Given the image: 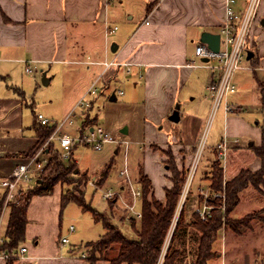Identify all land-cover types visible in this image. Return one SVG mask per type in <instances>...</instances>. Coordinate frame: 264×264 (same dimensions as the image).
<instances>
[{
    "label": "crops",
    "instance_id": "obj_1",
    "mask_svg": "<svg viewBox=\"0 0 264 264\" xmlns=\"http://www.w3.org/2000/svg\"><path fill=\"white\" fill-rule=\"evenodd\" d=\"M245 1L236 0L235 7L242 9ZM224 8V0H0V170L9 171L26 157L23 154L37 141L32 127L33 119L29 123L23 119L24 107H28L23 87L29 75L34 76V68L44 70L50 82V71L57 72V69L77 62L86 63L87 67L101 66L104 59L130 62L131 71L127 73L123 66H115L103 69L96 75V78L100 76L98 91L92 96L90 107L81 116L79 125L83 124L85 118L92 117L98 106L102 108L108 101L110 105H115L112 102L117 99L116 93L124 94V86L130 83L135 92L139 88L142 89V96L136 98L137 94H134L130 99L132 104L124 99L121 105L129 110L133 109L129 106L138 107L143 113L142 129L146 141L141 144L142 151L154 153L152 145L169 147L174 151L178 165L188 167L204 132V125L209 118L207 114L211 110L212 95L207 86L217 73L200 65L204 61L194 55V47L204 32L218 33L224 18ZM263 21L264 0H260L256 20L252 25V32L250 31L253 41H249L247 49V55L251 52V56L249 59L246 56L245 59L250 62L248 68L253 79L249 87L247 84L244 87L238 86L234 79L236 90L231 93V106L234 108L228 112L240 115L253 108L259 111L261 120H255V124L259 126L255 132L257 142L248 137L249 149L252 145L259 146L261 142L263 111L260 88L264 87ZM106 23L117 26L107 38L104 36ZM111 45H116L114 51L111 50ZM111 53L113 54L110 55ZM26 66H30L32 70L26 71ZM32 77L30 79H33ZM140 81L142 87L137 88ZM112 83H118L119 87L113 88ZM120 84L123 86L120 87ZM120 89L122 93L118 92ZM246 89L248 94L243 93ZM135 103L139 104L134 105ZM176 103L179 104V120L172 122L168 140V135L156 130L155 123L168 118ZM29 105L33 115L34 101ZM118 106L119 104L114 107ZM101 116L102 111L99 112V118ZM226 118L228 119V116ZM97 122L92 124H99ZM123 127L126 128L124 134H127L129 127L125 124L119 127V131L121 132ZM76 129L74 128V131ZM228 133L232 134L231 138ZM223 135L229 139L228 158L230 150L245 147L237 138V130L232 129L229 132L224 129L218 138H213L208 147L209 151L217 152V144ZM117 151L118 149H115V153ZM160 156L163 163L162 154ZM239 156L240 163L245 164L247 161ZM248 163L252 170L256 171L260 167L259 158L255 154L254 159ZM142 169L151 180L153 196L159 200L163 199L164 188L170 186V180L156 195L154 180L158 179L159 167L157 169L142 165ZM165 176L168 178L166 173ZM233 176L225 177V181ZM108 180L106 176L104 182ZM120 181L124 182L121 178ZM262 184L264 186V181ZM59 185L60 192L55 199L56 212L60 207L61 194L65 190L64 184ZM36 197L34 195V198ZM34 219V226L39 231L45 222L39 213L34 215ZM37 243L34 240V244ZM220 254L221 252L214 260L217 264H224L223 252L222 256ZM54 257L29 258L26 255L12 264H27L28 261H31L28 264H58ZM65 258L64 264H86L85 258ZM94 264L110 263L99 259Z\"/></svg>",
    "mask_w": 264,
    "mask_h": 264
},
{
    "label": "rangeland",
    "instance_id": "obj_2",
    "mask_svg": "<svg viewBox=\"0 0 264 264\" xmlns=\"http://www.w3.org/2000/svg\"><path fill=\"white\" fill-rule=\"evenodd\" d=\"M250 31L248 40L253 41V36ZM112 54L113 53L110 55ZM88 59H90V57L86 58V61ZM249 64L250 62L248 60H244L242 67L236 71L234 79L239 84L238 86L244 87L245 84H247V87L250 86L253 75L251 70L248 68ZM244 66L246 67L244 68ZM103 69L104 67L102 65H91L87 67L86 63H70L59 70L57 69V72L55 70L50 71V76H52L51 80L47 85H43L40 80L42 73L45 71L34 68V76L32 77V75H29L33 79L28 77L27 83L23 87V90L25 91V103L27 102L28 104V107H24L23 110L24 122L29 123L33 119L32 108L29 105L31 101H34L33 110L35 113H42L44 116L48 117L52 123H54V121L64 119L67 113L73 109L78 99L87 91L89 86L96 79L98 76L97 74ZM122 84H120V87L123 86ZM137 84V88L142 87V81ZM111 86L115 89L119 87L118 83H112ZM132 87V84L129 83L124 86V94L118 95L116 93L117 99L112 103L115 105L119 104L118 107H114L115 105L113 104V106L110 105L107 100L108 102L105 103L104 107L101 108L98 106L97 110L93 111V116L87 117L86 120L87 123L98 121L97 123L106 127L116 137L129 140L130 144L127 149V153H124L123 144L118 147L113 143L105 144L100 150L93 148L89 144H77L76 147L73 148L72 156L69 158L72 159V162H77V170L80 174H82V172L86 173L87 183L85 187L83 183L80 184L77 180L72 184L64 183V192L69 194L78 195L79 190L84 189V198L85 202H87L86 204L91 205L97 211L105 212L110 221L116 224L121 231L130 238L134 236V229L131 225V218H128V213L126 212L122 202L114 201L113 204L109 203L108 205V202H111L112 200L108 201L103 198L102 191L108 188L121 191L120 186L125 183L120 181V176L119 180H117V174L125 164L128 165L132 183L136 186L138 180V166L142 168V165H145L153 168L157 167V169L159 167L160 169L158 179L154 180L156 195H158L160 189H163V186H166L169 183V179L165 176V173L167 175L170 174L168 166L173 165V160L167 155L171 154L174 158V151L169 147L152 145V151H154V153L142 151L143 149L141 148V144L144 143L143 141H146L144 139L145 137L142 129V120H144V118L142 119L143 113L142 111L140 112L138 107L129 106V108H133L132 110H129L121 105V101L124 99H126L128 103L132 104L130 99L134 94H137L135 96L136 98L142 96V89L139 88L138 91L135 92ZM247 90L248 89L244 90L243 93L248 94ZM87 98L92 99V95H89ZM227 100L229 104L232 105L231 94L228 95ZM137 104L139 103H135L134 105ZM233 108L234 107H232L231 110ZM100 111H102L103 116L99 118ZM224 112L223 107L220 106L211 121L209 117L210 113L207 114L209 118L204 125V132L200 137V140H202L205 136L204 143L201 149L200 145H198V149L195 151L197 152L200 149L193 180L188 188L185 177L173 224L182 206L184 207V215L187 220L190 219L192 214H195L193 212L195 205L204 202H207L209 205H213V209L221 211L222 216L227 214L225 199H223V196L221 195L222 191H213L209 187V178L211 177V173L213 171L212 165L215 161L218 162L219 160L217 159V156L214 155L215 151H209L208 147L213 141V138H218L224 129H228L229 132L232 129L237 130L239 135L237 138L240 139V144L245 147L239 150V147L230 150V158H228L226 169L224 170L221 168L222 183L225 181V177H231L237 174V172L241 169H247L251 172L255 171L252 170L253 168H251L250 163H248L254 159L255 153H253L252 148L255 146L252 145L251 149H249V143H247V140L249 137L252 141H256L255 132L259 129V126L255 124V120H261L260 113H258L259 111L253 108L252 110L250 109V111L244 112L240 115H232L231 113L228 114L230 111L227 112V115ZM226 115L228 116V119L226 118ZM77 116L78 117L75 119L74 125L72 127L70 125H65L63 127V131L65 130L73 133L75 126H78L80 123L81 114L79 111H77ZM172 122L173 121L169 119L168 115V118L161 120L159 123H155L156 130L168 135V140L171 135L170 127ZM124 124L129 127V132L127 134L119 131V127ZM231 135L228 133L230 138ZM48 138L37 145L36 149L32 153L43 147L48 152L49 149L50 151L56 150L62 157L57 141L49 140L48 143ZM115 149H118L116 153ZM159 153L163 156V163ZM194 153L192 154V159L190 160L188 167L184 166L185 169H190V166L194 164V162L192 163ZM238 156L240 158L242 157V159L247 162L242 165L238 160ZM48 157L50 156L48 155ZM68 159L64 160L67 161ZM174 161L177 168L180 170L182 167L178 165L175 158ZM104 171H107V177L109 178L108 182H104L100 188L94 189V187L90 184V181L93 183L97 181L100 184L103 179L101 176ZM60 186L61 185L57 183L53 187L50 194H46L45 196L36 195V198H34V196L31 198V202L27 208L28 223L25 232V239L19 244H26L29 249L28 252H26V255L29 258H38L43 256L48 258L49 256L54 255L55 262L58 264H64L66 259L65 257H74L72 259H78L80 257V252L83 250L87 256L90 250L89 246L86 248L85 242L96 239L104 230L100 222L93 220L94 218L92 217L90 211L82 210L79 205L74 202H68L64 207L60 206L56 212L55 199L60 192ZM125 189L122 191L125 192L123 193V196L125 201H129L130 199L128 197L129 193L127 192V187ZM140 204L141 203L138 200L135 207L136 210H140ZM38 213L40 214L41 219L45 222L44 224L42 223L43 227L40 228L39 231L34 226V215ZM32 214H34L33 217ZM109 214L111 216H109ZM227 217L230 220L233 219L234 221H239L241 227L235 230L224 222L222 223L221 229L218 232L217 241L214 245L215 249L221 252V256L223 252L224 260L222 263L264 264L263 184L259 185V189H256L253 186L245 188L240 195L239 202L234 209L228 213ZM138 224L139 222L137 221L135 225L138 226ZM173 224L171 227H173ZM70 225L74 227L72 232H69L68 230ZM169 234L166 237L164 250L168 243ZM62 237H67L69 242L62 244ZM34 240L38 243L34 244ZM215 260H211V264H217L218 262H215ZM0 262L6 263L7 260L0 258ZM30 262L31 261H28V263Z\"/></svg>",
    "mask_w": 264,
    "mask_h": 264
},
{
    "label": "trees",
    "instance_id": "obj_3",
    "mask_svg": "<svg viewBox=\"0 0 264 264\" xmlns=\"http://www.w3.org/2000/svg\"><path fill=\"white\" fill-rule=\"evenodd\" d=\"M260 102L263 111L261 142L259 146L253 148V152L260 161L259 169L253 172L241 169L223 184L220 162L215 161L212 165L213 171L209 178V187L213 191L224 190L227 213L224 216L221 211L213 209L206 220H202L197 214H192L187 220L182 206L173 224L188 169L182 167L179 170L171 154L167 155L173 160V165L168 166L170 171L168 178L171 183L169 187L164 188V197L161 200L153 196L151 180L138 166L137 183L141 189V218H131V225L134 229L132 238L125 235L116 224L111 222L105 212L97 211L91 205L86 204L84 189H80L78 195L63 192L60 197L61 207H64L68 202H74L82 210L90 211L94 220L100 222L104 228V232L96 240L85 242L86 248L89 246L90 250L85 257L86 264H94L99 259L107 260L110 264H209L211 260L215 259L219 252L214 245L222 223L224 222L235 230L241 227L239 221L230 220L227 217L228 213L237 205L245 188L253 186L259 189V185L264 181V87L260 88ZM33 117L32 127L35 130L37 141L29 151L23 154L24 156L31 154L37 145L45 141L54 130V125H42L37 120L36 113L33 114ZM86 120L87 118L84 119L83 126L92 124L87 123ZM75 147L76 145L73 148ZM216 153L215 151L214 155ZM49 156L48 163L37 183L23 189L18 196V203L10 207L5 228L7 239L3 245L4 248L10 250L19 246L25 239L28 222L27 208L34 195L50 194L57 183L72 184L77 180L80 184L83 183L84 187L86 186V173L78 172L77 162H72L71 158L67 161L64 160L56 150L50 151L49 149ZM106 176L107 171H104L101 183L96 181L95 185L101 186ZM109 203L113 204V201ZM109 216L111 215L109 214ZM137 221L139 222L138 226L135 225ZM172 224L173 227H171ZM168 234L169 239L164 250ZM13 262L14 260H7L6 264Z\"/></svg>",
    "mask_w": 264,
    "mask_h": 264
},
{
    "label": "built area",
    "instance_id": "obj_4",
    "mask_svg": "<svg viewBox=\"0 0 264 264\" xmlns=\"http://www.w3.org/2000/svg\"><path fill=\"white\" fill-rule=\"evenodd\" d=\"M107 1V0H105ZM260 0H246L242 9L235 7L236 0H224V18L219 27V49L214 52L208 48L205 42L198 41L194 47V55L199 58H207V61L202 62L200 65H204L210 69L216 71V76L208 84V91L212 95V105L210 111V121L214 117L215 113L220 106L223 107L225 113L231 111L232 106L229 104L227 97L229 94L236 90V84L234 81V75L238 69L242 67L243 61L247 56V49L249 45V31L256 20L257 9ZM117 26H110L105 24L104 36L112 33ZM214 61V62H212ZM104 70H107L115 66H123L125 72L131 71L130 62H120L115 59H104L102 62ZM26 71H31L30 66L25 67ZM100 76L96 78L89 86L87 91L78 99L72 110L67 113L64 119L60 121H52L44 116L42 113H36L37 120L42 125H54V130L48 138L49 140L57 141L59 151L63 159H68L74 145L77 144H89L93 148L100 150L105 144L124 145V153H127L130 141L120 137H116L111 131L100 124H83L76 126L75 132L70 133L63 131L65 125H74L77 116V111L81 116L84 115L86 110L90 107L91 99L87 98L89 95L94 96L98 91V82ZM122 93L120 89L118 91ZM205 136L200 140V149L203 146ZM228 144L229 139L223 135L217 144V159L219 160L221 167L225 170L228 160ZM198 149V147H197ZM200 149L194 153L192 163L194 164L188 168L186 176V184L189 188L196 168L198 155ZM196 151V150H195ZM49 152L43 147L34 153L24 157L17 162L9 171L3 172L0 170V258L4 260H20L26 256L28 250L26 244H21L12 249L4 248L3 245L7 239L5 235V228L7 217L10 207L18 203V196L23 189L33 186L37 183L39 177L43 173L49 160ZM118 175L124 181L125 184L121 186V191H116L112 188H108L102 191V196L106 200L120 201L122 202L128 218H141V210H136L137 201L141 199V189L139 184L133 185L131 176L129 174L128 165L125 164L122 169L119 170ZM95 189L100 186L95 185L90 181ZM224 184V181H223ZM127 187L129 192V201H125L122 191ZM222 191L223 199H225L224 190ZM186 192V190H185ZM206 201V200H205ZM213 205H209L207 202L195 205L194 213L197 214L202 220H206L211 215V209ZM74 227L70 225L68 227L69 232H72ZM68 242L67 237L61 238V243ZM80 257L85 258V252H80Z\"/></svg>",
    "mask_w": 264,
    "mask_h": 264
},
{
    "label": "water",
    "instance_id": "obj_5",
    "mask_svg": "<svg viewBox=\"0 0 264 264\" xmlns=\"http://www.w3.org/2000/svg\"><path fill=\"white\" fill-rule=\"evenodd\" d=\"M264 23V21H263ZM200 41L205 42L208 45V48L214 52H217L219 49V34L218 33H211V32H204L201 35ZM116 49V45H111V50L114 51ZM251 56V52H248L247 59ZM208 59L205 57L203 61H207ZM41 81L44 85L49 82V78L46 76V72L42 73ZM169 119L171 121L177 122L179 120V104L176 103L173 111L169 115ZM121 132L125 133L126 128L123 127Z\"/></svg>",
    "mask_w": 264,
    "mask_h": 264
}]
</instances>
